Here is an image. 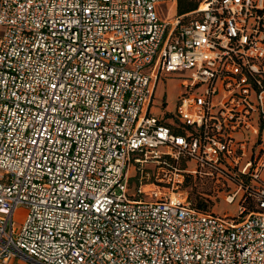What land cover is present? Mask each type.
<instances>
[{
  "label": "built area",
  "instance_id": "1",
  "mask_svg": "<svg viewBox=\"0 0 264 264\" xmlns=\"http://www.w3.org/2000/svg\"><path fill=\"white\" fill-rule=\"evenodd\" d=\"M165 2L0 0V264H264V0ZM188 174L257 208L198 209Z\"/></svg>",
  "mask_w": 264,
  "mask_h": 264
},
{
  "label": "rangeland",
  "instance_id": "2",
  "mask_svg": "<svg viewBox=\"0 0 264 264\" xmlns=\"http://www.w3.org/2000/svg\"><path fill=\"white\" fill-rule=\"evenodd\" d=\"M193 3H198L200 0H190ZM158 15L161 21L166 22L171 19L176 18L179 15L178 7L172 3H162L157 6ZM2 28L0 27V33ZM189 76V72L162 75L157 84L156 89V100L159 102L166 101V108H164L167 115H165V120H171V111L176 110V106L179 101V96L182 92V88L179 83ZM163 109L160 105L153 106L152 111L156 115L162 114ZM262 139L264 144V131L262 133ZM150 167L154 168V164H149ZM180 167H184L183 161L179 163ZM153 172L154 170H150ZM232 176V175H231ZM228 175H199V174H188L186 175V181L184 184V190L188 192L189 197L193 201H203L206 204V209L209 212H214L217 214H228L238 216L241 206L245 208L244 214L247 210H250L253 206V202L248 199L239 200V197L235 199L234 202L230 203L227 198L229 193L232 191L229 183L230 179ZM135 178H132V186L135 185ZM133 188V187H132ZM164 191L171 192L170 188H166ZM31 264V263H29Z\"/></svg>",
  "mask_w": 264,
  "mask_h": 264
},
{
  "label": "trees",
  "instance_id": "3",
  "mask_svg": "<svg viewBox=\"0 0 264 264\" xmlns=\"http://www.w3.org/2000/svg\"><path fill=\"white\" fill-rule=\"evenodd\" d=\"M198 4H199V2L198 3H193L190 0H179V2H178V12H179V15L196 9L197 6H198ZM244 199H248V198H244ZM191 201H192L193 205L196 208L201 209V210H204V211H207V210H205L206 209V204H204L203 201H200V200L193 201L192 199H191ZM256 208L257 207H256L255 203L253 202V206L251 207L250 210L256 209ZM250 210H247V212L250 211Z\"/></svg>",
  "mask_w": 264,
  "mask_h": 264
},
{
  "label": "crops",
  "instance_id": "4",
  "mask_svg": "<svg viewBox=\"0 0 264 264\" xmlns=\"http://www.w3.org/2000/svg\"><path fill=\"white\" fill-rule=\"evenodd\" d=\"M178 2H179V0H177V2L175 3V4H173L174 6L176 5L177 7H178ZM193 11V10H192ZM189 12H191V11H189ZM189 12H186V13H189ZM186 13H183V14H186ZM181 15V14H180ZM263 131H264V129H263Z\"/></svg>",
  "mask_w": 264,
  "mask_h": 264
}]
</instances>
